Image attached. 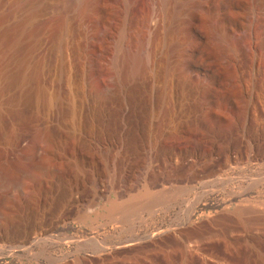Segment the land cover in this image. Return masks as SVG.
<instances>
[{"label": "rangeland", "instance_id": "1", "mask_svg": "<svg viewBox=\"0 0 264 264\" xmlns=\"http://www.w3.org/2000/svg\"><path fill=\"white\" fill-rule=\"evenodd\" d=\"M148 1L0 0V31L13 27L6 33L11 41H0V264H185L189 248L212 264H264V222L209 220L232 213L243 199L264 209V163L251 160L264 142L247 138L249 123L253 134L264 126V35L256 49L240 47L241 76L219 64L211 40L215 16L244 24L258 10L264 30V0H212L209 15L194 20L203 37L195 57L185 50L183 20L170 23L171 34L163 19L153 68L119 82L118 46L131 43L128 23L142 16ZM103 27L109 28L106 44L95 38ZM187 62L202 72L187 69ZM207 94L211 103L196 113L210 121L212 136L172 139L183 105ZM159 135L177 152L200 149L209 156L194 184L184 180L191 167L145 158ZM96 169L104 181L113 172L116 177L91 204L88 181ZM79 183L86 192L69 195ZM186 187L176 197L177 188ZM146 189L174 200L106 217L110 204H134ZM62 203L67 219L54 212ZM44 218L60 219L58 231L40 241L37 234L30 249H8L4 232ZM156 229L164 237L156 244L98 257L110 243ZM251 230L263 239L250 241ZM192 264L202 263L195 257Z\"/></svg>", "mask_w": 264, "mask_h": 264}, {"label": "bare ground", "instance_id": "2", "mask_svg": "<svg viewBox=\"0 0 264 264\" xmlns=\"http://www.w3.org/2000/svg\"><path fill=\"white\" fill-rule=\"evenodd\" d=\"M129 1L133 2L135 0H129ZM211 1L212 0H149L148 1V8L142 14V16L140 18H138L137 20H131L128 23V27L126 29L128 32H127L126 36H127V39L130 38L131 43L125 44V41L122 40L118 46V50H117L118 51L117 52L118 57L114 61V66L116 69L118 81L119 82H125L126 80H129L131 78L140 77V76L146 74V72H148L149 70H151L153 68L154 60H155V52H156L155 48H156V46L160 40V36H159L160 25H161L160 21H162L163 19L168 22V23H165V26L167 24V26H166L167 31L171 34L175 29L174 27H172L173 26L172 23L176 20H183L184 30H185L186 34L188 35V43L186 44L185 50L190 57L191 56L195 57V56L200 55L199 54L200 52L198 51V44L203 41V37L196 30V28L194 26V24L196 25V22L194 23V20H195V18H198L197 17L198 15H209V13L211 12V9H212L211 8ZM227 1L231 2V0H227ZM159 12H160L162 19H159V17H158V16H160V15H158ZM211 20L213 22L212 32H211V40H212L213 45L216 48L217 61L222 66L231 67L233 70L238 71L237 74L240 75L241 72H239V71H240V68L242 67V65H241L242 64V59H241L242 56L240 55L241 54L240 53V49H241L240 47H242V45H245V46L252 48L254 50L257 48V46L259 45L260 42L262 43L261 37L264 35V30L259 29L260 26H262V24L259 23V20H260L259 19V11L258 10H252L250 12L249 19L244 24H240L238 22H234L231 25L225 24V19L223 16H215L214 18H211ZM170 23L172 26H170ZM11 28H13V27H11ZM11 28L8 29L7 31H4L5 33L0 31V41H5V42L11 41V39L9 37H6V33H8V31H11L12 30ZM108 37H109V28H104V27L102 29H100V31L95 35L96 40L101 42V43H104V44L107 43ZM262 44L264 45V42ZM128 45H130V46H128ZM107 52H109L108 47L105 48V51L102 52L101 55H104ZM201 55H202L201 57H203L204 59H206V60L209 59L208 55L205 54V52L201 53ZM93 61H96V59H93ZM185 65H186V68L191 70V71L200 72V73L202 72L196 65H194L190 62H187V64H185ZM196 99H197V101H195V102H189L190 101L189 100V101H187L188 103L183 105L184 108H183L182 112H180L181 113V120L180 121L178 120L179 122L182 121V123L178 124V125H180L178 127L179 129L176 131V133L174 132L175 136L173 135L174 137L172 139H178V138L191 139L194 137L195 134H200V135L205 136V137H211L212 136L211 133H213L214 131H213L212 127H210V123H208L210 121H207L204 116H203V118H205V119H202L198 115V113H196L198 111L205 113L206 110L204 108L208 107L207 105H209L211 103L210 96H209V94L201 95V96L198 95V98H196ZM179 116H178V118H179ZM251 126H252V124L249 123L248 127L251 130L248 131L247 138L250 141L264 142V126L259 127V129H257L258 133H256V134H253L254 131L252 132L253 128H251ZM215 136H213V137H215ZM167 139L164 136H160V135L152 137L151 142L153 144H156L157 148L155 149L154 152L147 153L145 155V158L147 160H155V159L163 158L164 160H166V162L169 163V165H171L174 168H179V167H184V166L191 167L190 172L187 174V177L184 180H186L185 182H187L188 184H191V185L194 184V182L197 180V177L199 175L198 174V168L204 163L205 160H207L206 158L209 156H207L204 153H201L200 149H196V150L189 151V152H177L175 149L168 147V145L166 143ZM213 139H215V138H213ZM216 142L217 141H215L214 144ZM14 144H16V142ZM216 144H218V143H216ZM199 146H200V144H199ZM137 150L139 151V149H134V151L136 153L138 152ZM78 156H76V157H78ZM74 158H75V156L73 157V160H74ZM68 159H71V157ZM251 160H253L255 164L264 163V149L261 148L259 150V152H257L253 156V159H251ZM72 161L70 160V162H72ZM78 163L81 166L80 170H83V165L81 164V161L80 162L78 161ZM74 170H76V169H74ZM80 170H79V172H80ZM196 170H197V172H196ZM97 172H99L98 169H96V173H95L96 175L92 176L88 181V182H90L91 187L93 189V191H92V189H91V191H92V196L94 199L93 198H92L93 200L91 199L92 200V203L90 202L91 204L96 203L94 200H96L98 194L100 195V193H102V191L105 192L104 190L109 189L110 185L113 183V181L115 180V177H116L115 173L113 172L112 174L108 175L107 181H104L101 178V175L98 176L99 173H97ZM80 176H81V174H80ZM80 178H83V177H80ZM82 186H83V184H80V183H79V185L75 184V186L72 187V189L70 190L69 195L74 197L76 195L78 196L79 194H83V192H86V191H84L85 187H82ZM187 187H189V186H187ZM187 187L186 188H177L178 190L177 191L175 190L176 193H174V194H177V196L176 195L175 196L178 197V195L184 194L187 190ZM63 191H60V192H63ZM66 191H68V190H66ZM58 195H59V193H58ZM171 195L173 196L172 193H171ZM66 196H68V194ZM182 196H180V197H182ZM62 197H64V196H62ZM176 197H175V199H176ZM172 199H173V197H172ZM172 199H168V196L165 192L153 194V193H151V190L146 189L144 192H142L139 199L137 200V202L135 201L136 203H134V204H129V202L125 203V204H116V203L110 204V207H108V210L106 213V217L115 218V217H117L118 214L121 213V215H123L130 210L152 209L154 207H158V206L168 204L169 200L172 201ZM93 201L95 203H93ZM240 202L241 203H239L235 207V210L234 211L232 210V213L230 210V212L223 213L220 216L218 215V217H215V218L209 217V220L214 221L215 219H217L220 222H224V223L228 222L229 223V221H231L232 218L236 217L237 219L238 218L245 219L247 222L245 220L244 221L247 224L249 222V225L255 224V223H256V225H259L260 222H264V209H261V208L256 207V206L252 207L253 203L252 204L249 203V205H247L248 203L246 204L244 202V199H243V201H240ZM91 204H89V205H91ZM253 205H255V204H253ZM65 206H63V203H62L61 205H59L55 208L54 212L57 215L56 218L66 217L65 213H66L67 209H65ZM91 207H92V205H91ZM226 210H228V208ZM66 219H67V217H66ZM49 220H47V218L38 219L35 224L33 223L28 228L33 227L34 225L39 226V227H49L52 225V223H53L52 221H55L54 219H49ZM240 221H243V220H240ZM191 225H193L192 227L194 229H198L200 227V224L197 221H194ZM254 227H256V226H254ZM157 231H158L157 229L156 230H148L145 233L146 237H137L136 235H132V236L126 237L124 239H120L116 243H110L108 245V248L103 249V251L98 255V257L99 258L112 257L115 254H117L118 252L126 251V250H130V251L135 250V249L139 248L140 246L142 247L143 244H148L149 242L152 244H154V243L156 244L159 239L161 240L164 238L162 234L156 233ZM154 233H156V234H154ZM49 236H51V235L48 233H44V234L39 233L37 235V237H38L37 240H39V241L40 240H46V239H48ZM262 236H264V235H262ZM262 236L256 235L255 233L252 232V230L247 232V237L251 239V240L249 239L250 241L253 240V242H255L261 238L263 239ZM2 238L4 239V236ZM146 242H148V243H146ZM258 242H256V243H258ZM260 242H262V241H260ZM199 246H200V244H199ZM7 247H8V249H12V250L16 249L17 247L22 248V249H30V246H18L14 243H9V246L7 245ZM195 257H199L202 264H212L211 259H209V257L206 256L205 253L197 252L196 249H194V248H189V249L184 250L183 258H184L185 264H192L193 260H195ZM168 258H167V260H168Z\"/></svg>", "mask_w": 264, "mask_h": 264}, {"label": "water", "instance_id": "3", "mask_svg": "<svg viewBox=\"0 0 264 264\" xmlns=\"http://www.w3.org/2000/svg\"><path fill=\"white\" fill-rule=\"evenodd\" d=\"M37 219L33 221L35 224ZM32 223V224H33ZM62 221L60 219L55 220L49 227H39L34 225L33 227H20L14 234L4 232V239L7 243H14L18 246H31L35 241V236L39 233H49L58 231Z\"/></svg>", "mask_w": 264, "mask_h": 264}]
</instances>
